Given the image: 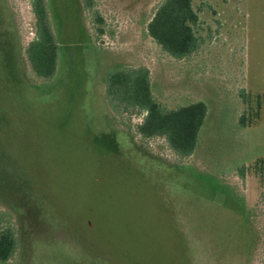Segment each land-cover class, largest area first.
<instances>
[{"label": "rangeland", "instance_id": "1", "mask_svg": "<svg viewBox=\"0 0 264 264\" xmlns=\"http://www.w3.org/2000/svg\"><path fill=\"white\" fill-rule=\"evenodd\" d=\"M35 1L0 0V214L18 238L4 264H264V0H191L182 59L147 31L164 0H95L98 24L81 0H45L49 80L27 59ZM127 69L163 109L206 106L191 155L137 132L145 108L110 109L107 74Z\"/></svg>", "mask_w": 264, "mask_h": 264}, {"label": "trees", "instance_id": "2", "mask_svg": "<svg viewBox=\"0 0 264 264\" xmlns=\"http://www.w3.org/2000/svg\"><path fill=\"white\" fill-rule=\"evenodd\" d=\"M81 1L89 20L92 23H101L95 9V0ZM34 11L38 40L27 49V59L38 78L49 80L57 65L56 38L50 25L46 1L36 0ZM197 19L191 0H164L147 25V31L163 51L175 59H182L198 47L193 30ZM127 74L128 69L107 74L105 98L110 109L116 112L123 103L145 108L147 115L137 127V132L148 138L165 137L171 151L179 157L191 155L206 115V106L199 102L174 110L163 109L150 94L147 71L136 73L131 81ZM256 166L261 174L264 173V160L258 161ZM0 216L3 222L0 232V264H4L16 254L18 238L10 214L6 212Z\"/></svg>", "mask_w": 264, "mask_h": 264}]
</instances>
